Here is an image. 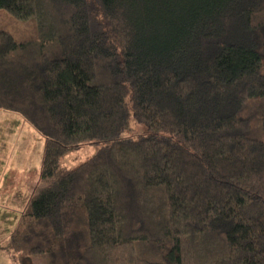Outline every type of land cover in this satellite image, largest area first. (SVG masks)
I'll return each mask as SVG.
<instances>
[{"label":"trees","instance_id":"16d2710c","mask_svg":"<svg viewBox=\"0 0 264 264\" xmlns=\"http://www.w3.org/2000/svg\"><path fill=\"white\" fill-rule=\"evenodd\" d=\"M4 11L36 27L0 31V109L46 139L14 264H264V0ZM133 125L146 134L124 137Z\"/></svg>","mask_w":264,"mask_h":264},{"label":"rangeland","instance_id":"374dc122","mask_svg":"<svg viewBox=\"0 0 264 264\" xmlns=\"http://www.w3.org/2000/svg\"><path fill=\"white\" fill-rule=\"evenodd\" d=\"M35 23L0 13V31L25 39L35 32ZM146 134L141 125L124 134L138 138ZM46 139L19 114L0 109V262L12 260L9 245L11 234L20 223L31 196L42 187L41 171ZM100 145L71 149L61 166L75 169L95 155ZM45 254L33 256V264H45Z\"/></svg>","mask_w":264,"mask_h":264},{"label":"crops","instance_id":"0c3cea01","mask_svg":"<svg viewBox=\"0 0 264 264\" xmlns=\"http://www.w3.org/2000/svg\"><path fill=\"white\" fill-rule=\"evenodd\" d=\"M12 257V256H11ZM1 259V258H0ZM0 264H14L13 260H6L4 262H0Z\"/></svg>","mask_w":264,"mask_h":264}]
</instances>
